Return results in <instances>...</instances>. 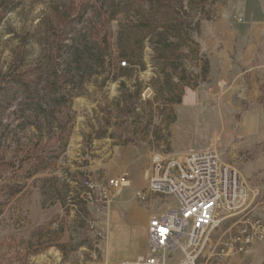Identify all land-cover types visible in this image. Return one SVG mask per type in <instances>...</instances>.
I'll return each instance as SVG.
<instances>
[{
  "label": "rangeland",
  "instance_id": "374dc122",
  "mask_svg": "<svg viewBox=\"0 0 264 264\" xmlns=\"http://www.w3.org/2000/svg\"><path fill=\"white\" fill-rule=\"evenodd\" d=\"M200 150L259 211L264 0H0V264L146 255L142 221L178 206L149 193L154 156ZM238 220L197 264H264V243L220 256Z\"/></svg>",
  "mask_w": 264,
  "mask_h": 264
},
{
  "label": "built area",
  "instance_id": "2783aa9c",
  "mask_svg": "<svg viewBox=\"0 0 264 264\" xmlns=\"http://www.w3.org/2000/svg\"><path fill=\"white\" fill-rule=\"evenodd\" d=\"M152 164L149 193L174 197L178 206L150 218L147 254L121 264H197L221 212L239 220L220 256L242 254L253 244L264 243V201L259 211L251 206L239 173L222 163L213 150L191 152L181 159L156 155ZM126 183L121 178L111 186L121 189ZM138 196L147 199L141 193Z\"/></svg>",
  "mask_w": 264,
  "mask_h": 264
},
{
  "label": "crops",
  "instance_id": "0c3cea01",
  "mask_svg": "<svg viewBox=\"0 0 264 264\" xmlns=\"http://www.w3.org/2000/svg\"><path fill=\"white\" fill-rule=\"evenodd\" d=\"M165 212L169 211V210H164ZM149 222V221H148ZM148 222L146 220L142 221V226L145 229V234H146V239H147V226H148Z\"/></svg>",
  "mask_w": 264,
  "mask_h": 264
},
{
  "label": "trees",
  "instance_id": "16d2710c",
  "mask_svg": "<svg viewBox=\"0 0 264 264\" xmlns=\"http://www.w3.org/2000/svg\"><path fill=\"white\" fill-rule=\"evenodd\" d=\"M205 63H206V69H205V71H208L209 70V63L207 61ZM124 64L126 65V63H124Z\"/></svg>",
  "mask_w": 264,
  "mask_h": 264
}]
</instances>
